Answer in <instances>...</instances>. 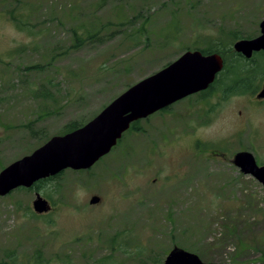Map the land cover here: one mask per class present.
<instances>
[{
    "label": "rangeland",
    "instance_id": "obj_1",
    "mask_svg": "<svg viewBox=\"0 0 264 264\" xmlns=\"http://www.w3.org/2000/svg\"><path fill=\"white\" fill-rule=\"evenodd\" d=\"M263 16L264 0H0V170L186 49L221 41L230 58L231 33L257 36ZM252 57L244 78L257 92L264 58ZM217 90L200 94L204 109L194 94L150 115L85 171L0 196V260L161 264L177 246L208 263L264 264V185L233 163L247 150L264 164V103L247 93L212 109ZM36 192L49 212L33 211Z\"/></svg>",
    "mask_w": 264,
    "mask_h": 264
},
{
    "label": "water",
    "instance_id": "obj_2",
    "mask_svg": "<svg viewBox=\"0 0 264 264\" xmlns=\"http://www.w3.org/2000/svg\"><path fill=\"white\" fill-rule=\"evenodd\" d=\"M260 33L251 38H239L232 44L244 58L264 51V16ZM224 61L219 53L203 54L199 49H187L161 69L140 79L113 98L85 124L49 137L44 143L0 170V196L17 188H32L34 183L54 176L65 169H88L107 154L130 124L163 109L195 92L205 90L222 71ZM264 97V82L257 91ZM233 163L241 173L250 175L264 185V164L259 165L253 154L241 150ZM99 201L92 196L90 204ZM35 213L47 212L49 201L35 193L32 200ZM161 264H214L180 247H173Z\"/></svg>",
    "mask_w": 264,
    "mask_h": 264
},
{
    "label": "trees",
    "instance_id": "obj_3",
    "mask_svg": "<svg viewBox=\"0 0 264 264\" xmlns=\"http://www.w3.org/2000/svg\"><path fill=\"white\" fill-rule=\"evenodd\" d=\"M231 34H232V39L242 38L236 32H232ZM88 35H89V38H92L94 36L90 33H88ZM74 36H76V41H75L76 44L75 45L81 44V42L84 41L83 38L80 35H77L76 32L74 33ZM247 37H249V36H247ZM220 44H222L221 41L218 43H215V41H214L213 43H209L205 47L197 46V45H195V47H194V49H199L203 54L216 52V53H219L221 56L223 55L222 56L223 61H224L223 69H222V71L219 72V74L215 78L214 82L212 84H210V86L208 87V90H211L213 87L218 85V88L222 89L226 94H227V92L229 94L256 92L255 91L256 89L251 87L250 83H249L250 85L249 84L247 85L245 83V78H244V77H246L247 74H251L252 69L254 68V66H250L249 64H247V62H250L253 60V57H251L250 59H245L241 54L234 52V51H232V48H229V51L232 52V54H231L230 58H227L224 51L219 48ZM254 57H263L264 58V51L255 52ZM35 67L39 68L38 66H35ZM30 125H31V123L26 124L25 126L30 127ZM78 126L79 125H76L75 123H71V124L67 125L65 131L67 132V131L73 130V129L77 128ZM62 173H63V171L54 175V176H50L48 178L41 179V180L35 182L32 188L34 190H39L41 188H44V185L46 183H49L51 181H55L56 179H58L61 176ZM8 257L10 258L9 261L0 260V264H16L14 256L9 255Z\"/></svg>",
    "mask_w": 264,
    "mask_h": 264
},
{
    "label": "flooded vegetation",
    "instance_id": "obj_4",
    "mask_svg": "<svg viewBox=\"0 0 264 264\" xmlns=\"http://www.w3.org/2000/svg\"><path fill=\"white\" fill-rule=\"evenodd\" d=\"M252 57V56H251ZM250 57V58H251ZM223 58V57H222ZM250 58H247V59H250ZM218 75V74H217ZM217 77V76H216ZM214 82V81H213ZM210 86V85H209ZM208 86V87H209ZM208 91V88L207 89H205V90H201V91H198V92H195V93H193V94H190V95H194V94H202V93H205V92H207ZM244 94H247V93H235V94H225L224 93V91L222 90V89H219V90H217V91H214V92H212V97H214V99H215V102H214V105H213V107H212V109H220V103H221V101L222 100H224L225 99V97H227V96H230V95H234V96H243ZM250 95V98L251 99H253L254 101H255V103L257 104V105H261L262 103H264V97H262V98H260V97H257V92H253V93H249ZM190 95H188V96H186V97H189ZM186 97H184V98H186ZM184 98H182V99H184ZM182 99H180V100H182ZM205 97L204 96H202V95H200V101H199V103H200V106H197V108H199V109H204L205 108ZM180 100H178V101H180ZM177 102V101H176ZM176 102H174V103H176ZM173 103V104H174ZM172 105V104H171ZM171 105H169V106H167V107H165V108H163V109H160V110H157L156 112H154V113H164L165 111H168V110H170L169 108H170V106ZM187 109H196V107H194V108H187ZM182 111H184V110H182V109H174V112L172 113V115L175 117V118H180V116H181V114L183 113ZM154 113H152V114H154ZM152 114H150V115H152ZM150 115H148L147 117H145V118H141V119H138V120H136V121H134V122H132L131 124H130V126H129V128L126 130V131H133V132H137V133H139V132H141V133H143V131H144V129L141 127L142 126V124H141V121H144V120H146ZM125 131V132H126ZM123 135V134H122ZM119 140H120V138L117 140V142H116V144L110 149V151L108 152V153H110L115 147H116V145L118 144V142H119ZM150 150L151 151H153V149L152 148H150ZM107 153V154H108ZM107 154H105V155H107ZM235 154V153H234ZM104 155V156H105ZM104 156H102V157H104ZM234 156V155H233ZM101 157V158H102ZM101 158H99V160L101 159ZM98 161V160H97ZM96 161V162H97ZM95 162V163H96ZM94 163V164H95ZM259 165H261L260 163H258ZM85 170H87V169H79V170H75V171H85ZM48 200V199H47ZM49 201V200H48ZM99 201H100V196H99ZM99 201L97 202V203H95V204H98L99 203ZM49 203H50V201H49ZM51 206V205H50ZM50 209H51V207H50ZM49 212V211H48ZM45 213H47V212H45Z\"/></svg>",
    "mask_w": 264,
    "mask_h": 264
}]
</instances>
